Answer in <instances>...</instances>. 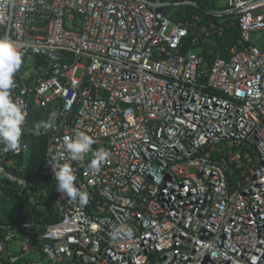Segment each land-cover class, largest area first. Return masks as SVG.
<instances>
[{
    "label": "built area",
    "instance_id": "2783aa9c",
    "mask_svg": "<svg viewBox=\"0 0 264 264\" xmlns=\"http://www.w3.org/2000/svg\"><path fill=\"white\" fill-rule=\"evenodd\" d=\"M222 2L209 28L173 19L189 0H0V37L23 53L10 94L27 112L24 144H0V188L27 191L40 217L51 196L58 217L0 224V264H264V0ZM214 18L240 29L229 57L184 52L210 43ZM76 130L109 153L99 170L92 152L67 159ZM25 135L46 141L39 182L19 166ZM64 163L87 203L57 191Z\"/></svg>",
    "mask_w": 264,
    "mask_h": 264
},
{
    "label": "clouds",
    "instance_id": "9594fccd",
    "mask_svg": "<svg viewBox=\"0 0 264 264\" xmlns=\"http://www.w3.org/2000/svg\"><path fill=\"white\" fill-rule=\"evenodd\" d=\"M22 59L23 53L14 42L7 37H0V144L5 145L10 151H16L21 144L23 126L27 116L21 103L13 100L10 94V90L15 85L14 77L21 67ZM54 120L55 114L44 123L45 130L54 127ZM94 142V138L87 131L76 130L74 135L66 136L63 143L67 159L80 160L84 154L92 152L91 167L99 170L100 165L108 159L109 153L102 148L93 150ZM53 171L57 181V191L66 194L72 200L79 199L82 204L87 203L88 193L76 186L77 177L69 163H64ZM122 232L123 229L115 230L112 238H118ZM127 234L131 235L130 230Z\"/></svg>",
    "mask_w": 264,
    "mask_h": 264
},
{
    "label": "trees",
    "instance_id": "16d2710c",
    "mask_svg": "<svg viewBox=\"0 0 264 264\" xmlns=\"http://www.w3.org/2000/svg\"><path fill=\"white\" fill-rule=\"evenodd\" d=\"M184 1V0H181ZM194 1L198 7H187L177 11L173 14V19L176 22H187L195 21L194 16H197L202 20V25L210 28L212 25L210 22V17L206 14L209 10L217 9L215 5V0H190ZM213 23L217 27L216 32L212 34L209 38V44L207 45H193L192 38L185 40L186 47L184 52H187L191 48L204 47V54L207 58L214 59L217 55L223 58H228L231 49L237 45L240 39V29L238 27L225 28L219 20L213 19ZM223 28V33L220 36V29ZM214 52V54L208 55V48ZM209 49V50H210ZM29 141L28 157L24 155L19 157V166L25 168L27 179L29 182H39L40 178L43 176V167L46 162V141L41 137L26 136ZM47 186L50 188V195H53L52 184L47 182ZM31 195L25 191L20 193L15 188L7 182L2 183V188H0V224L11 225L19 223V220L30 222L32 219V211L30 208ZM53 199L50 196V202L47 203V209L41 213L42 225L52 224L58 222V217L52 207Z\"/></svg>",
    "mask_w": 264,
    "mask_h": 264
},
{
    "label": "rangeland",
    "instance_id": "374dc122",
    "mask_svg": "<svg viewBox=\"0 0 264 264\" xmlns=\"http://www.w3.org/2000/svg\"><path fill=\"white\" fill-rule=\"evenodd\" d=\"M219 3H224V2H222V0H219ZM263 38H264V35H263ZM31 64H32V60H28L27 61V66L28 67H30L31 66ZM31 69H29V71L27 72V74H30V71ZM82 73H83V70L82 69H79L78 71H77V74H76V77L77 78H80L81 77V75H82ZM24 156L27 158L28 157V151H24ZM47 202H48V200H43V202L41 203V207L42 206H45L46 204H47ZM12 250H20V243L19 242H14L13 244H12ZM38 260H39V257H37V256H35Z\"/></svg>",
    "mask_w": 264,
    "mask_h": 264
},
{
    "label": "water",
    "instance_id": "95a60500",
    "mask_svg": "<svg viewBox=\"0 0 264 264\" xmlns=\"http://www.w3.org/2000/svg\"><path fill=\"white\" fill-rule=\"evenodd\" d=\"M44 64V62H40L39 63V65H43ZM21 143L22 144H24V139L21 137ZM10 185V184H9ZM15 188V187H14ZM15 190H17L18 192H20V190L18 189V188H15ZM31 210L33 211V213H34V220L36 221V222H40V214H39V212H38V210H37V207L35 206V205H32L31 207Z\"/></svg>",
    "mask_w": 264,
    "mask_h": 264
}]
</instances>
